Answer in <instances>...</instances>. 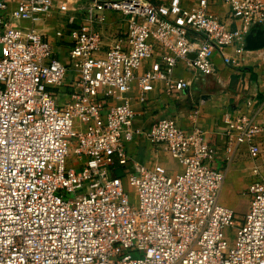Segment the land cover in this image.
<instances>
[{
    "label": "built area",
    "instance_id": "built-area-1",
    "mask_svg": "<svg viewBox=\"0 0 264 264\" xmlns=\"http://www.w3.org/2000/svg\"><path fill=\"white\" fill-rule=\"evenodd\" d=\"M210 1L0 0V264H264V173L251 168L238 221L196 125L202 101L190 128L172 115L136 123L151 91L189 89L215 73V56L244 63L264 0H222L232 28ZM53 8L64 58L36 28ZM109 13L121 32L101 31ZM253 103L222 121L227 153L245 146L256 160L264 120ZM140 137L178 167L133 161L126 144Z\"/></svg>",
    "mask_w": 264,
    "mask_h": 264
},
{
    "label": "crops",
    "instance_id": "crops-1",
    "mask_svg": "<svg viewBox=\"0 0 264 264\" xmlns=\"http://www.w3.org/2000/svg\"><path fill=\"white\" fill-rule=\"evenodd\" d=\"M154 1L159 2V0ZM181 2L188 7L196 4L195 0H181ZM208 10L231 28L235 26V21L227 18V6L222 0H211ZM107 19L109 23L102 26L101 31L103 33L121 32L122 23L118 16L109 13ZM65 26L64 17L58 14L55 8L43 15L36 24L37 30L56 44L58 56L61 58L65 56L67 44H58L54 33L55 30L63 29ZM260 28L264 31V26ZM248 53L257 63L256 67H230L223 64L218 56H215L217 63L215 73L203 76L189 89H185L173 95V97L172 94L167 95L156 89L151 91L148 94L149 100L146 108L138 117L141 123L136 122L147 127L155 118L172 115L183 127L190 128L186 114L197 100H201L196 125L201 129L206 140L217 150V155L211 164L216 168L225 170L220 203L228 206L233 211L235 199L242 197L247 201L245 211L247 210L248 196L246 190L252 178L251 168L257 166L264 173V153L256 160H252L248 157L245 146H240L232 154L227 153L224 148L223 131L225 126L222 118L227 112H233L236 109L243 110L246 99L251 98L254 102L253 110L257 111L259 118L264 120V65L261 61L264 59V47L250 50ZM181 75L185 76V73L179 66L175 69V76ZM141 139L137 142L140 143L142 157L145 161H140V163L150 165L153 162H161V158L167 157V154L162 150L150 146L143 138ZM133 144L134 146L138 145L135 142ZM129 155L133 161L139 162L132 158V154L129 153Z\"/></svg>",
    "mask_w": 264,
    "mask_h": 264
},
{
    "label": "rangeland",
    "instance_id": "rangeland-1",
    "mask_svg": "<svg viewBox=\"0 0 264 264\" xmlns=\"http://www.w3.org/2000/svg\"><path fill=\"white\" fill-rule=\"evenodd\" d=\"M261 60V58H259ZM263 65H264V59L261 60ZM242 66H248V67H256L257 66V63L254 61V59H252V56L251 54L248 53V55L246 56L245 58V61L244 63L242 64ZM173 94L172 93V97H173ZM173 114V112H171ZM138 141H141L142 139L141 138H136L135 140H133L132 142H129L126 144V148H127V151L129 150V153L132 154V158L137 160V161H145L144 158L142 157V148L140 146V143L137 142ZM133 142L135 143H138V145L136 144L134 146ZM134 148V149H133ZM133 149V150H132ZM132 150V152H131ZM166 157V156H165ZM161 162L163 163V165L168 169V170H174V168H177L178 165L175 161H173L169 156H167L166 158H161ZM123 189H124V192L128 195V197L130 199L133 198L134 196V188L131 187L130 185H128L125 181L123 182ZM220 194H221V191H220ZM219 201H220V195H219ZM246 200L242 198H236L235 199V204H234V211L238 214V218L237 220L238 221H241L242 220V214L245 212V205H246Z\"/></svg>",
    "mask_w": 264,
    "mask_h": 264
},
{
    "label": "water",
    "instance_id": "water-1",
    "mask_svg": "<svg viewBox=\"0 0 264 264\" xmlns=\"http://www.w3.org/2000/svg\"><path fill=\"white\" fill-rule=\"evenodd\" d=\"M262 47H264V31L260 27H254L244 37V48L255 50Z\"/></svg>",
    "mask_w": 264,
    "mask_h": 264
}]
</instances>
